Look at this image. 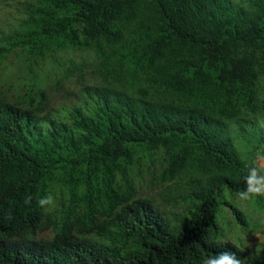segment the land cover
Masks as SVG:
<instances>
[{
  "label": "trees",
  "instance_id": "16d2710c",
  "mask_svg": "<svg viewBox=\"0 0 264 264\" xmlns=\"http://www.w3.org/2000/svg\"><path fill=\"white\" fill-rule=\"evenodd\" d=\"M25 4L0 40V264H202L223 251L264 264V244L220 243L215 222L223 192L246 187L223 124L261 111L264 0ZM66 49L96 54L97 86L62 90L82 78L75 64L43 75ZM154 164L182 212L137 197L131 172ZM56 190L54 217L37 202Z\"/></svg>",
  "mask_w": 264,
  "mask_h": 264
},
{
  "label": "rangeland",
  "instance_id": "374dc122",
  "mask_svg": "<svg viewBox=\"0 0 264 264\" xmlns=\"http://www.w3.org/2000/svg\"><path fill=\"white\" fill-rule=\"evenodd\" d=\"M233 5L246 6L253 0H231ZM26 0H0V40L20 30L26 19ZM75 64L78 71L68 76L62 82V90L79 92L82 88L95 87L99 80L94 73L97 57L94 52L66 49L64 51L51 50L43 63V75L62 71L66 67ZM261 111L251 114L241 108L231 120L223 124L225 135L229 136L237 155L249 162L250 166H256L264 172V76L256 83ZM50 102L57 98V93L51 89L47 91ZM244 134V135H243ZM261 140V143H260ZM158 165L151 168L141 166L131 172L132 186L139 198L150 200L154 205L170 217L179 213L180 207H176L172 201L173 192L170 193L167 184L158 181ZM54 205L45 209L51 216L59 214L62 194L56 190L52 195ZM223 204L217 209L215 222L219 228V242L240 250L258 252L264 244V196L252 200H242L237 194L224 191ZM232 209H236L244 217L245 225H241ZM182 212V210H180Z\"/></svg>",
  "mask_w": 264,
  "mask_h": 264
},
{
  "label": "clouds",
  "instance_id": "9594fccd",
  "mask_svg": "<svg viewBox=\"0 0 264 264\" xmlns=\"http://www.w3.org/2000/svg\"><path fill=\"white\" fill-rule=\"evenodd\" d=\"M245 184V189L238 193L240 199L247 201L264 196V172H261L258 167H249ZM25 203H30V198H26ZM37 203L42 208L47 209L54 205V199L48 195L39 199ZM202 264H242V260L231 251H223L214 256L206 257L202 260Z\"/></svg>",
  "mask_w": 264,
  "mask_h": 264
}]
</instances>
